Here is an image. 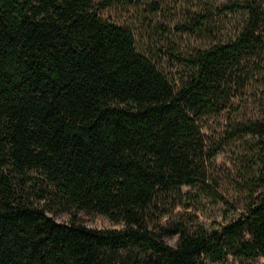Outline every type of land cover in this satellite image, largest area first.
<instances>
[{
	"label": "trees",
	"instance_id": "16d2710c",
	"mask_svg": "<svg viewBox=\"0 0 264 264\" xmlns=\"http://www.w3.org/2000/svg\"><path fill=\"white\" fill-rule=\"evenodd\" d=\"M179 2L175 33L198 43L176 82L140 40L171 46L162 17ZM106 7L129 19L104 17ZM262 75L264 0H0V264L264 256V97L256 114H231ZM224 111L230 139L253 138L240 178L248 202L219 227L170 229L171 244L161 203L209 177L222 140L204 126ZM79 210L124 225L90 226Z\"/></svg>",
	"mask_w": 264,
	"mask_h": 264
},
{
	"label": "rangeland",
	"instance_id": "374dc122",
	"mask_svg": "<svg viewBox=\"0 0 264 264\" xmlns=\"http://www.w3.org/2000/svg\"><path fill=\"white\" fill-rule=\"evenodd\" d=\"M181 2L177 4L173 13L162 20L171 24L174 32L170 33L171 46L163 47L159 51L153 44L151 37L140 40L146 54L157 64L162 66L169 77L176 82L185 74L184 56L198 43L192 35L175 33L174 24L181 19ZM104 17L122 22L129 19L118 7H106L100 9ZM176 55H173V53ZM264 97V75L256 77L238 96L234 97L235 107L231 114L242 118L258 112L260 98ZM213 115L207 118L204 131L216 140H222L217 155L213 158L209 177L203 184L184 186L176 196H171L162 202L161 207L168 213L161 217L158 228L165 231L167 242L175 244L179 238L178 232L169 231L176 226L196 230L201 227L213 229L236 217L247 204V190L240 187V178L246 168L251 164V156L248 150L251 136H241L230 139L225 129L227 114ZM59 220H70L73 214L64 210H48ZM160 214V213H158ZM76 218L94 227H122V221H113L107 215L100 212H88L79 210ZM207 264H264V256L249 258L238 257L232 254L219 261L206 259Z\"/></svg>",
	"mask_w": 264,
	"mask_h": 264
}]
</instances>
